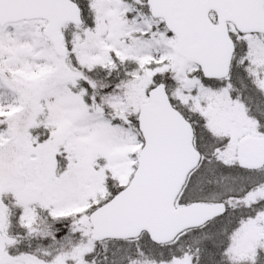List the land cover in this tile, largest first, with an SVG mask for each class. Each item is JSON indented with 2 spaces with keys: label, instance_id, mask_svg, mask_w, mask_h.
<instances>
[{
  "label": "snow or ice",
  "instance_id": "6c2138e0",
  "mask_svg": "<svg viewBox=\"0 0 264 264\" xmlns=\"http://www.w3.org/2000/svg\"><path fill=\"white\" fill-rule=\"evenodd\" d=\"M0 264H264V0H0Z\"/></svg>",
  "mask_w": 264,
  "mask_h": 264
}]
</instances>
